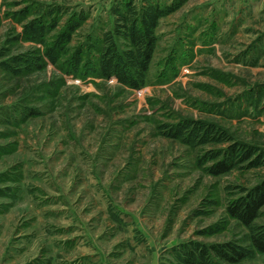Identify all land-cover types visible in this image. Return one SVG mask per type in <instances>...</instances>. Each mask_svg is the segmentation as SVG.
Listing matches in <instances>:
<instances>
[{
  "label": "rangeland",
  "instance_id": "rangeland-1",
  "mask_svg": "<svg viewBox=\"0 0 264 264\" xmlns=\"http://www.w3.org/2000/svg\"><path fill=\"white\" fill-rule=\"evenodd\" d=\"M119 1L0 0V264H181L192 242L264 264V206L228 211L264 181V0H150L174 9L137 87L51 62L68 29V56L103 43Z\"/></svg>",
  "mask_w": 264,
  "mask_h": 264
},
{
  "label": "trees",
  "instance_id": "trees-1",
  "mask_svg": "<svg viewBox=\"0 0 264 264\" xmlns=\"http://www.w3.org/2000/svg\"><path fill=\"white\" fill-rule=\"evenodd\" d=\"M147 7L139 8L133 0H121L114 5V11L118 15L114 29L107 33L108 38L103 43H91L84 47L80 45L68 56L70 50L66 41L69 40L71 29L59 34L55 44L46 47L45 53L51 62L65 56V60L59 61L65 74H74L76 77L97 75L101 77L116 76L119 81L130 87L140 86L146 81L152 58L154 56L157 35L154 30L163 14L172 11L170 6L157 5L148 0ZM179 2V0L177 1ZM176 2V3H177ZM170 7V8H169ZM39 22V21H38ZM37 24V23H36ZM46 22H40L37 29L34 25L27 27L25 32L28 38H45ZM35 31L36 33H31ZM90 38V37H89ZM91 39V38H90ZM93 41V40H92ZM101 42V40H100ZM100 44V45H99ZM48 45V43H47ZM58 63V62H57ZM248 146V145H247ZM252 148L250 146L247 147ZM251 153V150L249 151ZM236 155V152H235ZM230 170V165L219 162L215 165V174L225 173ZM264 206V181L257 185L248 195L240 197L229 205L230 215L249 228L254 227L255 220L259 217ZM251 243L253 248L264 253V224L252 230ZM177 250V257L181 264H212V251L216 257L229 262H238L246 258V253L232 242L224 244H212L210 246L199 242H192V246ZM177 249V248H176Z\"/></svg>",
  "mask_w": 264,
  "mask_h": 264
},
{
  "label": "built area",
  "instance_id": "built-area-1",
  "mask_svg": "<svg viewBox=\"0 0 264 264\" xmlns=\"http://www.w3.org/2000/svg\"><path fill=\"white\" fill-rule=\"evenodd\" d=\"M114 80V79H113Z\"/></svg>",
  "mask_w": 264,
  "mask_h": 264
}]
</instances>
